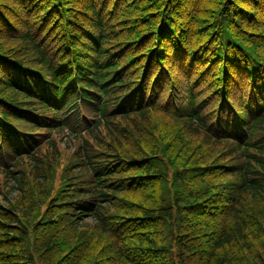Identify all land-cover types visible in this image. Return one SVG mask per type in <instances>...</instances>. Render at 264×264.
<instances>
[{"label":"trees","instance_id":"16d2710c","mask_svg":"<svg viewBox=\"0 0 264 264\" xmlns=\"http://www.w3.org/2000/svg\"><path fill=\"white\" fill-rule=\"evenodd\" d=\"M0 176V264H264V0H0Z\"/></svg>","mask_w":264,"mask_h":264},{"label":"rangeland","instance_id":"374dc122","mask_svg":"<svg viewBox=\"0 0 264 264\" xmlns=\"http://www.w3.org/2000/svg\"><path fill=\"white\" fill-rule=\"evenodd\" d=\"M58 143H59V150H60L59 151L60 159H59V163H58L59 167L57 171L59 173L61 169L67 163H69V160H70L69 156L72 153H74L75 148H76V142L70 137H63L61 142L59 138ZM35 177H36L35 173L31 174L29 170L26 171L25 181L32 180V181L37 182L35 180ZM20 197H21V192L20 190H17V188H15V183H13L12 180H7V178H3L2 176H0V205L8 206L9 201L15 202Z\"/></svg>","mask_w":264,"mask_h":264}]
</instances>
